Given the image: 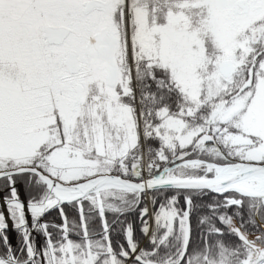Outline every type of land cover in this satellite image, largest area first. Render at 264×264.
Returning a JSON list of instances; mask_svg holds the SVG:
<instances>
[{
	"label": "snow or ice",
	"instance_id": "snow-or-ice-1",
	"mask_svg": "<svg viewBox=\"0 0 264 264\" xmlns=\"http://www.w3.org/2000/svg\"><path fill=\"white\" fill-rule=\"evenodd\" d=\"M0 264H264V0H0Z\"/></svg>",
	"mask_w": 264,
	"mask_h": 264
},
{
	"label": "trees",
	"instance_id": "trees-1",
	"mask_svg": "<svg viewBox=\"0 0 264 264\" xmlns=\"http://www.w3.org/2000/svg\"><path fill=\"white\" fill-rule=\"evenodd\" d=\"M12 243H13V244L16 243V239H15V237H13V239H12Z\"/></svg>",
	"mask_w": 264,
	"mask_h": 264
}]
</instances>
